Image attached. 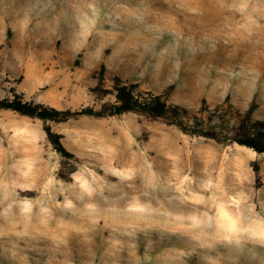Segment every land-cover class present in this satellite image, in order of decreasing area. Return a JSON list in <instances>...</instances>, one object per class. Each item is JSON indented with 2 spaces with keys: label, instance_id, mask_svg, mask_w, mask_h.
Masks as SVG:
<instances>
[{
  "label": "rangeland",
  "instance_id": "obj_1",
  "mask_svg": "<svg viewBox=\"0 0 264 264\" xmlns=\"http://www.w3.org/2000/svg\"><path fill=\"white\" fill-rule=\"evenodd\" d=\"M117 82L172 108L110 115ZM11 88L92 113L48 122L61 157L0 109V264H264V152L235 141L264 121V0H0Z\"/></svg>",
  "mask_w": 264,
  "mask_h": 264
},
{
  "label": "trees",
  "instance_id": "obj_2",
  "mask_svg": "<svg viewBox=\"0 0 264 264\" xmlns=\"http://www.w3.org/2000/svg\"><path fill=\"white\" fill-rule=\"evenodd\" d=\"M10 93L11 97L0 98V109L12 110L41 120L43 122V130L54 150L61 157L72 156L62 144L60 135L52 131L48 122L63 121L72 116L91 114L92 109H58L48 104L27 100L15 88H11ZM114 97L115 103L110 106V115L135 112L157 118L163 116L172 108L167 100L163 99L162 95H144L137 91L134 84L117 82L115 84ZM241 129L243 130V138L235 141L256 152H264V121H252L250 117H246L241 122Z\"/></svg>",
  "mask_w": 264,
  "mask_h": 264
},
{
  "label": "bare ground",
  "instance_id": "obj_3",
  "mask_svg": "<svg viewBox=\"0 0 264 264\" xmlns=\"http://www.w3.org/2000/svg\"><path fill=\"white\" fill-rule=\"evenodd\" d=\"M237 54H238V53H237ZM161 139H162V138H161ZM204 146H205V145H204ZM206 150H207V149H206ZM203 151H204V150H203ZM205 152H206V151H205ZM195 156H196V155H195ZM203 156H204V155H203ZM210 156H211V155H210ZM196 157H197V156H196ZM200 157H201V156H200ZM200 159H201V158H200ZM211 160H212V159H211ZM198 162H199V160H198ZM198 162H197V163H198ZM200 162H201V161H200ZM202 164H203V163H202ZM227 164H228V163H227ZM192 165H193V164H192ZM204 165H205V164H204ZM209 165H210V164H209ZM228 165H229V164H228ZM237 165H238V164H237ZM200 166H201V165H200ZM212 166H213V165H212ZM185 167H186V166H185ZM201 167H202V166H201ZM190 168H191V167H190ZM204 168H205V167H204ZM206 169H207V168H206ZM211 169H212V167H211ZM204 170H205V169H204ZM32 172H33V171H32ZM198 172H199V171H198ZM11 173H12V171H11ZM204 173H205V172H204ZM236 173H237V172H236ZM187 174H188V173H187ZM205 176H206V174H205ZM186 177H187V176H186ZM206 177H207V176H206ZM210 177H211V176H210ZM184 178H185V177H184ZM208 178H209V177H208ZM186 179H187V178H186ZM196 180H198V179H196ZM199 181H200V180H199ZM200 182H202V181H200ZM206 182H207V181H206ZM198 183H199V182H198ZM200 184H202V183H200ZM205 184H207V183H205ZM209 187H210V186H209ZM214 187H215V186H214ZM232 187H233V186H232ZM196 188H198V187H196ZM212 188H213V187H212ZM213 189H214V188H213ZM171 190H173V189H171ZM187 190H188V189H187ZM187 190H186V191H187ZM203 191H206V190H203ZM206 192H207V191H206ZM206 192H205V193H206ZM173 193H174V192H173ZM211 194H212V192H211ZM213 195H214V194H213ZM12 197H13V196H12ZM177 197H178V196H177ZM209 197H210V196H209ZM200 198H201V197H199L198 199H200ZM212 199H213V198H212ZM200 200H201V199H200ZM200 200H199V201H200ZM202 200H204V199H202ZM202 200H201V201H202ZM206 200H207V199H206ZM208 200H209V199H208ZM202 202H203V201H202ZM202 207H203V206H202ZM197 210H198V209H197ZM202 211H203V210H202ZM199 212H200V210H199ZM199 212H198V214H200ZM204 212H206V211H204ZM204 212H203V213H204ZM4 215H5V214H4ZM204 215H205V214H204ZM204 215H203V217H205ZM244 215H245V214H244ZM201 216H202V214H201ZM243 217H244V216H243ZM206 218H207V217H206ZM197 219H198V218H197ZM202 219H203V218H202ZM207 220H208V218H207ZM172 221H173V220H172ZM193 221H194V220H193ZM204 221H205V220H204ZM198 223H199V222H198ZM227 224H228V223H227ZM189 225H190V224H189ZM217 225H218V224H217ZM187 226H188V225H187ZM208 226H209V225H208ZM219 226H220V225H219ZM189 228L191 229V227H189ZM210 228H211V227H210ZM195 229H196V228H195ZM198 229H199V227H198ZM208 229H209V228H208ZM246 229H247V228H246ZM262 229H263V228H262ZM209 230H211V229H209ZM209 230H208V231H209ZM215 230H216V229H215ZM244 230H245V229H244ZM245 231H246V230H245ZM237 232H238V231H237ZM211 233H212V232H211ZM218 233H220V232H218ZM218 235H220V234H218ZM222 236H223V235H222ZM213 237H214V236H213ZM215 237H216V236H215ZM243 242H244V241H243Z\"/></svg>",
  "mask_w": 264,
  "mask_h": 264
}]
</instances>
